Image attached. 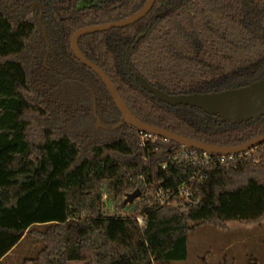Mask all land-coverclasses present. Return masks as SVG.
<instances>
[{"label": "trees", "instance_id": "obj_1", "mask_svg": "<svg viewBox=\"0 0 264 264\" xmlns=\"http://www.w3.org/2000/svg\"><path fill=\"white\" fill-rule=\"evenodd\" d=\"M146 1L0 0V264L27 238L43 248L22 264H171L187 260L188 236L199 226L264 222V144L211 155L207 164L172 141H143L118 126L106 86L74 56L76 31L124 20ZM32 3L43 8L47 66ZM263 35L264 0H156L138 23L84 36L79 48L141 121L233 147L263 135L264 118L230 126L170 107L135 74L170 95L246 86L264 78ZM137 189L173 195L166 205L145 202L137 215L107 214L105 196L116 202Z\"/></svg>", "mask_w": 264, "mask_h": 264}, {"label": "water", "instance_id": "obj_2", "mask_svg": "<svg viewBox=\"0 0 264 264\" xmlns=\"http://www.w3.org/2000/svg\"><path fill=\"white\" fill-rule=\"evenodd\" d=\"M155 3L156 0H147L141 10L124 20L81 28L73 34L71 39V48L74 56L85 67L93 71V73H95L102 80L107 90L109 91L116 107L121 113L122 122L118 126L127 124L129 127L136 129L138 132L150 134L155 137L172 141L180 145L183 149L195 150L208 155L234 156L248 152L254 149L255 147L260 146L261 144H264L263 134L249 140L246 143L233 147L211 145L145 123L138 119L131 112L110 77L100 67L88 60L82 54L79 48V40L82 37L96 33L106 32L112 29H122L132 26L148 15L153 9ZM39 24L42 27V31L44 33V37L47 43L48 51L45 57V65L47 66L48 57L50 53V43L48 41L46 31L42 25V16L39 18ZM262 37L264 39V35ZM135 78L138 81L139 85L142 87V89L148 92L149 94L153 95L157 101L173 108L183 106L200 110L205 115L220 119L222 123L228 124L230 126H239L264 118V78L250 83L246 86L227 89L220 92L191 93L179 95H170L165 91L152 86L146 81V79H144L138 73L135 74ZM95 116L97 117L96 111ZM97 123L98 127L100 126L104 128L100 120H97ZM141 196V190L137 189L126 197L124 205L132 204L136 199H139Z\"/></svg>", "mask_w": 264, "mask_h": 264}, {"label": "rangeland", "instance_id": "obj_3", "mask_svg": "<svg viewBox=\"0 0 264 264\" xmlns=\"http://www.w3.org/2000/svg\"><path fill=\"white\" fill-rule=\"evenodd\" d=\"M153 194L151 189L146 193L142 192V196L128 207L124 205L126 197L114 202L105 196V210L112 216L137 215L136 207L145 202L158 200ZM42 248V243L27 238L4 261V264H22L25 258L35 255ZM171 264H264V222L250 225L233 221L229 222L225 229L211 225L199 226L188 236L187 260Z\"/></svg>", "mask_w": 264, "mask_h": 264}, {"label": "built area", "instance_id": "obj_4", "mask_svg": "<svg viewBox=\"0 0 264 264\" xmlns=\"http://www.w3.org/2000/svg\"><path fill=\"white\" fill-rule=\"evenodd\" d=\"M137 134L143 136V141H148V142H151V141L155 142L156 141V138L153 135L145 134L142 132H137ZM184 155H185V157L190 158L192 161L202 160L204 163H207V164L212 162V160H213L211 155H208L205 153H202L201 156L200 155L198 156L196 153L189 154L188 152H184ZM221 162H225V158H222ZM179 192H180V195L186 199H188L190 196L186 186L180 187ZM172 195H173V192L172 193L171 192H165V191H163V189H159L158 191H154L153 197L157 198L161 205H166V204H169V201H170ZM137 221H138L140 226H142V227L145 226V219L142 216L138 217Z\"/></svg>", "mask_w": 264, "mask_h": 264}, {"label": "flooded vegetation", "instance_id": "obj_5", "mask_svg": "<svg viewBox=\"0 0 264 264\" xmlns=\"http://www.w3.org/2000/svg\"><path fill=\"white\" fill-rule=\"evenodd\" d=\"M29 7L30 8H39L40 9V16H39V18L42 16L43 17V8H42V5L41 4H39V3H32L31 5H29ZM141 10V9H140ZM39 18H38V22H39ZM40 25V24H39ZM42 25H43V21H42ZM41 27V26H40ZM44 27V26H43ZM41 29H42V27H41ZM45 29V28H44ZM44 34V33H43ZM47 34V33H46ZM45 38V37H44ZM47 38H48V36H47ZM46 41V40H45ZM49 41V40H48ZM50 43V42H49ZM46 45H47V43H46ZM48 51V50H47ZM50 51H51V45H50ZM47 55V54H46ZM49 55H50V53H49ZM49 58V57H48ZM98 120V119H97ZM97 126H98V123H97ZM103 129H108V128H106V127H104Z\"/></svg>", "mask_w": 264, "mask_h": 264}]
</instances>
